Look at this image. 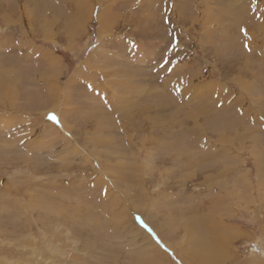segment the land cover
<instances>
[{
  "label": "rangeland",
  "instance_id": "rangeland-1",
  "mask_svg": "<svg viewBox=\"0 0 264 264\" xmlns=\"http://www.w3.org/2000/svg\"><path fill=\"white\" fill-rule=\"evenodd\" d=\"M222 181L264 264V0H0V264H187Z\"/></svg>",
  "mask_w": 264,
  "mask_h": 264
},
{
  "label": "bare ground",
  "instance_id": "bare-ground-1",
  "mask_svg": "<svg viewBox=\"0 0 264 264\" xmlns=\"http://www.w3.org/2000/svg\"><path fill=\"white\" fill-rule=\"evenodd\" d=\"M80 1L82 3L87 2V0H80ZM87 4L88 3H86L85 5ZM72 18H76V20L77 18H79L78 10L72 15ZM34 50H36V48ZM43 51L45 52L46 50H43ZM44 55H46L44 56L45 57L44 59H46L48 63L53 58L50 52L48 51H46ZM52 66L54 65H51L50 67ZM47 92L49 96H43V94L42 95L40 94L42 97L38 96L36 98V99L40 98V100L42 101V103H39L40 105L44 104L46 106L50 103V106H51V104L53 105L55 103L52 101V96H50L51 90L47 89ZM43 100H44V103H43ZM143 112H145V109L141 110L140 113L138 114L142 116ZM68 124L65 126L69 130L71 128L68 127ZM259 173H258V176L260 175ZM135 178L136 179L134 178L133 179L137 180V177ZM228 184H229L228 181H222L221 186L217 188V192L215 193H212L211 190L208 189V192H211L209 193V196L207 199L208 203L205 204V206L202 205L200 210H198V208L193 210V220H189V218L187 217L186 212L187 211L191 212V210L187 208L183 210V214H179L178 211H177V214H175V212L171 213L172 214L171 222L169 219L167 220V225L168 224L173 225L176 220L177 222L180 221L178 222V225L180 227L179 229H183V232L185 234L186 233L188 234L186 236L188 241L191 240L192 243L195 245V247L189 248V247H182V244L180 246L175 245V243L173 242H170L171 244H169L170 247L174 250V253H181V256L184 255L183 257H186L185 262L187 264H223V263L227 264L228 262L231 264H234L237 261L236 260L237 257L233 251V243H234L233 241L239 237H243V236L247 237L248 233H246V231L242 230L241 228L234 226L233 224L229 225L227 221L232 223V221L236 220V214H233V211H236V209L237 211H239V209L240 210L241 209L242 210L251 209L254 200L251 197V193H248V190H247L248 185L245 184V186L242 189H240V188H237L238 185L236 184H235L236 186L231 184L230 185L231 188L228 186ZM253 211L256 213L261 212V210H258V206H254ZM122 219H123L122 220L123 222H127V221L129 222L130 216H128L127 218L129 220L125 218V215ZM256 221H257V218H256ZM136 225H137V230L135 231V233L132 234V236H135L138 238V236L140 235L142 239H144V237H148V234L146 233V231L138 224ZM177 229L178 227L174 228V230H177ZM133 230H134V227H133ZM179 236L180 235H178V237ZM181 237H182L180 238L181 240H184V241L186 240L183 236ZM142 246L143 247H140L141 250H144V252H147V257L149 259L151 258L150 262L145 260L146 263L155 264L156 262V263L161 264L163 263L164 259L167 256H169V255H165V253H163L160 250V248L158 247V245H156V243H154V241H152L149 245H146L148 247L144 245ZM134 261H136V259ZM140 262H142V260Z\"/></svg>",
  "mask_w": 264,
  "mask_h": 264
},
{
  "label": "snow or ice",
  "instance_id": "snow-or-ice-1",
  "mask_svg": "<svg viewBox=\"0 0 264 264\" xmlns=\"http://www.w3.org/2000/svg\"><path fill=\"white\" fill-rule=\"evenodd\" d=\"M165 22H167V18H166ZM245 34H246V30H245ZM245 47L247 48L248 45L245 44ZM48 118H49L50 120H52V121L57 122V123L59 122L58 117H57L55 114H49Z\"/></svg>",
  "mask_w": 264,
  "mask_h": 264
}]
</instances>
